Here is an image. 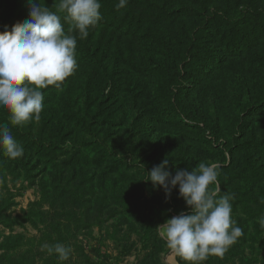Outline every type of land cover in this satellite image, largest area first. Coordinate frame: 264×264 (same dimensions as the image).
I'll return each mask as SVG.
<instances>
[{"label": "rangeland", "instance_id": "374dc122", "mask_svg": "<svg viewBox=\"0 0 264 264\" xmlns=\"http://www.w3.org/2000/svg\"><path fill=\"white\" fill-rule=\"evenodd\" d=\"M199 1L117 8L119 0H107L81 38L60 0H38L76 37L78 67L59 90L42 89L38 121L15 132L0 108V125L24 149L16 159L0 149V246L13 244L5 264H186L157 231L190 211L178 186L169 199L147 180L164 159L173 175L219 165V195L234 196L243 235L203 264H264V31L252 19L232 33L178 12ZM204 1L232 19L264 8V0ZM29 11L28 0H0V24L13 18L11 30ZM45 243L70 248L69 258L42 250Z\"/></svg>", "mask_w": 264, "mask_h": 264}, {"label": "clouds", "instance_id": "9594fccd", "mask_svg": "<svg viewBox=\"0 0 264 264\" xmlns=\"http://www.w3.org/2000/svg\"><path fill=\"white\" fill-rule=\"evenodd\" d=\"M28 4L29 19L0 31V108L8 110L12 125L38 121L44 108L42 89L55 86L59 90L78 67L77 39L65 32L61 16L38 0H28ZM126 4L127 0H119L116 7ZM100 9V0L59 2V11L67 14L65 18L73 22L81 38H86L89 29L100 21ZM0 149L11 159L23 155V146L7 125H0ZM168 165L169 160L164 159L154 166L147 180L154 188L162 186L169 199L178 186L190 211L166 219L157 227L159 235L186 264H203L210 255L223 257L243 230L232 216L234 196L219 195V165L200 162L191 171L178 169L175 175ZM258 222L264 228V217ZM43 249L57 254L60 261L67 260L71 252L60 243H45Z\"/></svg>", "mask_w": 264, "mask_h": 264}, {"label": "trees", "instance_id": "16d2710c", "mask_svg": "<svg viewBox=\"0 0 264 264\" xmlns=\"http://www.w3.org/2000/svg\"><path fill=\"white\" fill-rule=\"evenodd\" d=\"M100 1H101V6L105 5L107 3V0H100ZM211 3H214V2H211ZM215 3H216V1H215ZM195 5L196 6L192 5V7H190L184 3L183 5L178 7V12L186 14L187 12L191 11L193 13V19L195 21H199V22L202 21V22L206 23L208 20H213L215 22L220 21L221 22L220 25L226 26V30L231 31L232 33H234L233 31L235 30V28L237 29L239 25L242 26V28H240V30L243 33H245L244 29H246L249 19H252L253 22L260 23L261 27L264 31V22H259V20L261 19L260 15L264 14V10H262L264 8L251 10L248 12L249 15L245 16V17L243 15V18H236V19L233 18L232 19V18H228L225 15L226 13H229V11L226 10L225 8H221L220 6L210 8L209 6L211 4H208L204 0L199 1V2H195ZM12 20H13V18H9V21L1 23L0 24V31H3L5 29V26H7V29H8L10 27V23H12ZM13 23H15V22H13ZM16 23H18V22H16ZM109 25H111V24H109ZM193 40L195 41V38ZM259 40H260L259 37L255 38L251 41L250 44H252V43L255 44ZM99 43H102V42H99ZM102 49L105 50L104 52L106 55H108L110 50H111V48L108 45H104V47H102ZM172 109L174 110L175 108H172ZM158 119L160 120L161 116H158ZM19 127H20V125H15V132L17 130H19ZM17 135L18 134L16 133L13 136H17ZM27 217H28V214H27L26 218ZM17 240H18V238H16L14 242H17ZM12 247H13V244H6L5 247L0 246V253H1L0 254V264H5V262H7L9 260L8 258L10 257V254H8V252L5 251V248L12 249ZM18 263H21V261H19ZM9 264H11V263H9Z\"/></svg>", "mask_w": 264, "mask_h": 264}]
</instances>
